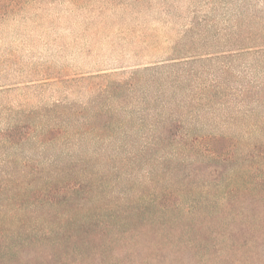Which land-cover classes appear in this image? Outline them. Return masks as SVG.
<instances>
[{
	"label": "trees",
	"instance_id": "1",
	"mask_svg": "<svg viewBox=\"0 0 264 264\" xmlns=\"http://www.w3.org/2000/svg\"><path fill=\"white\" fill-rule=\"evenodd\" d=\"M256 53H264V46L174 58L123 72L117 80L100 76L105 83L92 110L102 133L81 136V143L89 142L99 157L102 153L119 164L136 168L150 162L153 167L137 184H131L133 173L119 177L123 193L117 195L113 189L106 192L105 181L96 184L100 178L94 173L58 177L63 167L52 175L37 167L16 183L8 179L0 185L6 194L0 199V264H119L109 253L139 244L150 229L159 235L182 225V234L201 230L196 238L207 240V231L221 233L212 225L222 218L236 225L233 237L243 238L245 249L264 244L255 213L264 196L259 169L264 147L258 141L244 147L241 139L222 131L229 125L250 127V134L259 128H253V104L264 88L233 81L235 75H249L237 60ZM213 60L220 65L205 64ZM3 136L9 144L27 139L15 127ZM33 138L49 143L56 135L47 131ZM164 248L158 251L162 255ZM213 248L219 253L216 243Z\"/></svg>",
	"mask_w": 264,
	"mask_h": 264
},
{
	"label": "rangeland",
	"instance_id": "2",
	"mask_svg": "<svg viewBox=\"0 0 264 264\" xmlns=\"http://www.w3.org/2000/svg\"><path fill=\"white\" fill-rule=\"evenodd\" d=\"M241 45L264 46V0H0V185L26 179L37 167L50 175L63 167L58 177L94 173L100 178L96 184L105 181L106 192L123 193L119 177L133 173L131 184H137L153 166L122 165L102 153L99 157L89 142L81 143V136L102 133L92 110L99 100L98 87L105 83L100 76L117 80L136 68L174 58L214 56ZM237 63L249 75H235L234 82L250 81L264 88V53L245 55ZM205 64L220 65L217 60ZM259 97L253 104L256 131L250 134V127L237 125L222 129L241 139L244 147L253 141L264 147V90ZM10 127L27 134V139L21 144L5 142L3 134ZM47 131L56 135L51 142L33 138ZM259 169L264 175V161ZM5 196L0 193V199ZM255 213L261 217L256 232L263 240L264 196ZM216 225L221 233L207 231V240L196 238L201 230L182 234V225L159 230V235L150 229L139 244H127L120 254L110 252V261L116 257L119 264L125 259L126 264H264L263 242L245 249L243 238L233 237L236 225L228 218L215 219L212 226ZM161 245L164 255L158 252ZM127 251L132 256L124 257Z\"/></svg>",
	"mask_w": 264,
	"mask_h": 264
}]
</instances>
